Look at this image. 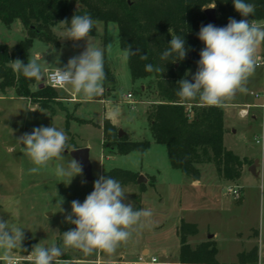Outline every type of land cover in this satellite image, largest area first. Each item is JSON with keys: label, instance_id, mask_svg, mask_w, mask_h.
<instances>
[{"label": "rangeland", "instance_id": "obj_1", "mask_svg": "<svg viewBox=\"0 0 264 264\" xmlns=\"http://www.w3.org/2000/svg\"><path fill=\"white\" fill-rule=\"evenodd\" d=\"M210 6L214 7V4ZM96 22L95 34L90 35L89 42L105 50V57L115 68L118 76L116 82L107 81L104 85L103 94L110 98L108 103L84 102L82 109L75 112L71 104L67 108L64 105L65 101L60 100L54 104L56 108L53 114L15 95L10 97V94H6L0 99V217L24 227V241L27 238L32 239L33 246L38 243L42 246L58 243L64 232L75 227L64 222L65 215L71 212V202L78 200L83 203L86 196L93 191L94 181L103 176L104 171L120 167L145 176L146 179L142 181L145 185L143 191H140L138 181L122 185V187L126 193V203H131L136 209H151L152 216L142 218V226L112 255L99 252L92 256H85L79 250L69 248L65 250L62 259L75 264H98L93 260L100 258L103 261L99 264H110L107 261L117 259L120 255L132 257L146 245L150 255L156 256L159 261L167 260L170 264H182L176 263L179 262L180 245L178 226L182 219H189L186 221L190 222L197 219L201 221L200 232L188 239L193 247L212 231L218 230L217 257L220 264L238 263L240 255L234 253L237 250L242 252L245 247H251V249L255 247L257 249L255 263L264 264V192L261 193L260 190L261 184L264 188V181L262 182L260 177L255 179L252 198L249 199L240 220L239 212L238 215L230 214L224 211V208L216 209L217 211H207L206 208L202 211H180L185 204L196 205L197 201L193 190L188 184H184L186 182L183 180L189 178L181 170L171 166L165 144L154 142L150 132L146 110L157 98L156 89L148 84L150 78L132 81L127 61L123 58L124 50L119 46L117 23L110 21L105 26L103 22ZM258 22L264 23V19H258ZM52 31L57 35L58 43L34 39L29 48V56L45 68L64 67L71 57L78 56L86 49L87 40L63 39V26L59 23L52 27ZM24 36L25 29L18 19L14 20L10 27L0 23V43L13 47ZM199 43L203 48L205 47L202 41L199 40ZM109 45H111L110 48ZM36 53L40 55V58L35 57ZM263 56L264 45L258 49L257 60ZM57 58H59L58 64ZM197 68L198 63L191 64L187 70L188 75L193 76ZM110 71H112L111 68ZM42 82L45 83V81ZM142 85L143 89H140ZM263 85L264 67L258 65L246 85L248 91L240 95L253 98L250 91L262 90ZM55 89L62 95L74 92L71 87ZM128 92L133 93V96L127 97ZM74 113L80 117L91 118L86 121L93 120L94 123L70 120ZM105 113L119 126L118 128H122L128 134V140H150L153 143L152 146L143 153L136 150L119 153L105 147L102 128L95 123H101ZM52 124L67 133L69 149L64 151L62 161L54 160L47 167H42L39 173L30 174L28 170L34 165L24 155L23 145H19L16 140L24 133L30 134L33 128L48 127ZM255 137L256 135L251 134L247 145L258 159L264 162L260 144L254 140ZM76 146L89 148L93 178L89 180L82 173L75 176L68 184L69 178H58L54 174V168L57 163L67 166V163L74 159L70 151ZM201 169L205 172L209 169L216 171L212 163H203ZM154 177L155 179L152 180ZM229 184L228 182L220 184L219 191L222 199L237 204L233 199L234 196L227 194ZM186 194L192 196L191 200L187 199ZM58 198L64 200L60 205L64 209L63 212H60L57 206ZM205 203L208 205V202ZM230 218L231 223L225 224L224 220H230ZM207 221L211 222L210 228ZM235 230L240 231L241 234L235 233ZM162 248H165L166 253L162 252ZM28 254H22L19 250L15 253L17 257H26ZM19 264H28V262L25 259Z\"/></svg>", "mask_w": 264, "mask_h": 264}, {"label": "trees", "instance_id": "obj_2", "mask_svg": "<svg viewBox=\"0 0 264 264\" xmlns=\"http://www.w3.org/2000/svg\"><path fill=\"white\" fill-rule=\"evenodd\" d=\"M247 2L255 4L256 8L253 16L245 18L234 9L233 0H0V23L10 26L18 19L25 29V36L13 47L0 43V91L6 92V89L13 88L17 96L54 114V104L60 101L56 89L46 82L17 74L9 66L10 61L20 59L27 64L29 48L34 39L58 43L52 27L64 20L70 23L74 15L87 13L105 26L114 21L119 26L120 48L125 50L131 45L133 51L138 48L140 54L147 55L146 60H142L140 54L133 55L127 60V64L133 82L150 78L148 84L156 89L157 98L147 108L146 118L154 142L165 144L171 166L181 170L186 177L197 180L201 176L197 165L212 163L223 180L237 181L242 175L244 165L250 160L240 157L224 145L223 107H201L195 103H182L176 96V90L177 82L182 78L192 81V75H186L187 70L200 59L203 47L199 43L198 33L202 26L210 24L204 9L214 4L220 27L227 26L229 18L237 21L264 19V0ZM169 28L172 34L183 36L186 41L185 47L189 51L182 61L166 63L160 60L161 53L168 48L172 38ZM94 34L93 29L90 35ZM148 63H165L164 72H147L145 65ZM104 70L107 74L106 82H114L106 57ZM77 120L87 122L80 118ZM101 127L103 145L119 153L134 150L143 153L150 147V140H128L125 133L119 136V128L109 118L103 119ZM102 175L113 177L121 185H127L137 183L139 173L113 167ZM154 179L155 177L152 178ZM139 188L140 191L145 189L143 182L139 183ZM178 228L180 263H217L214 239L202 241L194 247L188 242V236L198 233L196 222L182 219ZM32 246V239L27 238L22 244V248L27 251L19 252L28 254ZM239 255L241 263L250 261L256 264L255 247Z\"/></svg>", "mask_w": 264, "mask_h": 264}, {"label": "clouds", "instance_id": "obj_3", "mask_svg": "<svg viewBox=\"0 0 264 264\" xmlns=\"http://www.w3.org/2000/svg\"><path fill=\"white\" fill-rule=\"evenodd\" d=\"M234 9L242 17H250L255 13V4L247 0H233ZM214 8V7H213ZM97 22L87 13L74 15L70 23L59 22L63 26V39L73 41L87 40L86 49L78 56L71 57L64 67L45 68L36 59L29 56L27 64L20 59L10 61L9 66L17 74L36 81H50L55 87H71L77 94L86 99H93L103 94L107 74L104 70L105 50L89 42L90 33ZM168 48L160 60L176 62L184 60L189 49L185 47L183 36L172 34ZM198 38L205 47L200 52L198 68L192 81L182 78L178 81L176 96L182 103H195L201 107H225L235 99L237 94L248 91L246 85L254 75L257 64L258 49L264 45V23L255 19L237 21L229 18L225 27L212 24L202 26ZM109 48L111 45L108 46ZM140 54V49L132 50L131 45L123 51L127 61L131 56ZM142 60L146 54H140ZM171 58V59H170ZM56 63H59L57 58ZM165 64V63H164ZM163 64V65H164ZM163 65H145L147 72L163 73ZM188 75V73H186ZM23 145L24 155L34 165L28 171L39 173L42 167L51 162L62 161L64 151L69 149V136L63 129L52 126L36 127L32 132L24 133L17 140ZM260 144L264 156V143ZM75 150V149H73ZM82 166L71 159L67 166L57 163L54 174L58 178H69L71 183L75 176L82 175ZM126 193L121 183L113 177L100 176L93 183V191L81 203L71 202V212L67 213L64 222L75 225L62 234L58 243L49 246L36 244L25 259L28 264H69L62 259L66 249H76L85 256L99 252L112 255L123 243H127L134 232L142 226V218L152 216L151 209H136L125 202ZM64 202L58 198L57 206ZM25 239V228L12 220L0 217V264H19L15 255L22 248Z\"/></svg>", "mask_w": 264, "mask_h": 264}, {"label": "crops", "instance_id": "obj_4", "mask_svg": "<svg viewBox=\"0 0 264 264\" xmlns=\"http://www.w3.org/2000/svg\"><path fill=\"white\" fill-rule=\"evenodd\" d=\"M54 26H56V25H54ZM8 27H10V26H8ZM35 57L40 58V55H38L36 53ZM108 64L112 70L111 73L114 76L113 79L116 82L117 77H118L117 72H116L115 68L110 65V62H108ZM50 68L52 70L54 69L53 67H50ZM107 89H109V88H107ZM141 89H143V85H142ZM263 89H264V85H263ZM14 90L15 89H13V88H8V89H6V92L0 91V99L3 98L6 94H10V97H13L14 95L17 96ZM56 91L58 92V94L60 96L59 100L65 101V103H64L65 107L69 108L72 105V109L75 110V112L82 109L84 102L108 103L110 100L109 96L108 95L104 96V94H102L98 97H95L93 99H86L81 94L80 95L77 94L75 91L70 92L69 95H64V94L62 95V94H60V92L58 90H56ZM256 91H261V89L250 91V94H252V92H256ZM17 97H19V96H17ZM252 97L253 98H247L245 96H241L239 93V94H237V96L235 97L234 100L228 102L227 106L223 107V110H224V135H223L224 145L227 148L234 151L240 157H246L250 160L249 163L244 165L241 177L239 179H237V181H226V180H223L221 177H219V175L217 174L216 171L214 172L211 169L207 170L206 172L203 171L201 169L202 164H198L197 166L201 172L200 178L197 180H193V179L188 177L189 179L185 178V180H183L186 182L184 184H186V185L188 184L189 188L192 189L193 192L195 193L194 195H195L197 203H196V205H193L191 203H187L180 208V211H185V212L186 211H192V210L202 211V210H205V208L207 211H217L216 209L223 210V208H224V211H226L227 213H230V214H237L238 215V212H239L238 219L239 220L242 219V217H243L242 212L244 210H246V207L248 206V201H249V199L252 198L251 195H252V191L255 187L254 186L255 185L254 182L256 181L255 179L260 177L261 181L262 182L264 181V162L260 161L258 159V157L255 155V153L247 145L248 137L251 134L254 136L255 135L257 136L258 135L257 133L259 132V130H261V125H262L263 116H264V109L260 106V104L264 101V98L263 99L262 98H256V97H254V95ZM19 98H22V97H19ZM27 101H29V100H27ZM29 103H30V101H29ZM246 104L250 105L248 108L249 113L246 116H241L239 114V109ZM77 118H80L82 120H90L91 119V118H86V117H80L74 113L73 117L70 120L74 119L75 121H78ZM104 118H109V120L112 122V124L119 127L117 124H115L114 121H112V119L109 116L106 115V113H105V115H103V119ZM103 119H102V122H103ZM102 122L101 123L95 122V123L98 127L102 128L101 127ZM83 123H94V122L92 120L91 122H83ZM102 136H103V133H102ZM126 136L129 137L127 133H126ZM254 140H255V138H254ZM152 144L153 143L151 142L150 147L152 146ZM227 182L230 183L228 186H233V187L237 186L240 188V196L238 198L235 196L233 197V199L236 200L237 204H233V203H230V202L222 199V195H221V192L219 191V188L221 187V185L223 183H227ZM260 187H261L260 188L261 193H263L264 188H263L262 184ZM227 194L231 195L230 192H228ZM191 198H192V196H189V194H188L187 199L191 200ZM186 202H187V200H186ZM205 202H208V205H206ZM212 213H214V212H212ZM186 220H189V219H186ZM208 221H207V225H208V228H210L211 222H208ZM229 221H232L231 218H230V220H224L225 224L231 223ZM194 222L197 223L198 232H200L201 221H197V219H196ZM234 232L237 234H241V232L237 231V230H235ZM191 237H193V236L192 235L188 236L187 240L190 239ZM218 237H219L218 230L217 231L214 230V231H212V233L210 235L201 239L197 244H199L202 241L208 240V239H214L216 242V246H217V238ZM197 244H196V246H197ZM249 250H251V247H245L242 252H247ZM162 252L166 253L165 248H162ZM240 252H241L240 250H237L234 254L238 255ZM140 253H150L149 248L146 245H144L139 251L135 252L132 255V257H129V258H133L137 254H140ZM217 255H218V247H217ZM217 255H216V257H217ZM121 256H124V255H120V256H118V258ZM97 260H99L100 263L103 261L100 258L93 260V261L97 262ZM113 260H116V259H113ZM109 261H111V260H109ZM109 261H107V262H109ZM176 263H180V261L176 262ZM160 264H170V262L167 260H163V261H160ZM182 264H187V263H182ZM217 264H220L218 257H217ZM229 264H231V263H229ZM234 264H252V263H250V261H245L244 263H241L240 261H238V263H234Z\"/></svg>", "mask_w": 264, "mask_h": 264}, {"label": "built area", "instance_id": "obj_5", "mask_svg": "<svg viewBox=\"0 0 264 264\" xmlns=\"http://www.w3.org/2000/svg\"><path fill=\"white\" fill-rule=\"evenodd\" d=\"M257 64L258 65H263L264 66V56L260 57L257 60ZM54 71V69H53ZM47 84H49L50 86L54 87V88H58L55 87L51 84L50 81L44 80ZM104 93V92H103ZM252 94L254 95V97L256 98H264V89L261 91H256V92H252ZM133 93L128 92L127 93V97H132ZM249 104H246L244 106H242L239 109V114L241 116H246L248 115V108H249ZM260 106L264 109V101L260 104ZM261 132L258 133V135L255 137V141L257 142V140L259 139L261 143H264V116H263V121H262V125H261ZM227 191L230 192L233 196L235 197H239L240 196V188L239 187H233V186H228L227 187ZM19 258V262H21L22 260H25V257H18ZM97 263L99 264L100 261L97 260ZM110 264H159L160 261L158 260V258L154 255H150V253H140L137 254L135 257L133 258H127L125 256H121L119 258H117L116 260H111L109 261Z\"/></svg>", "mask_w": 264, "mask_h": 264}, {"label": "water", "instance_id": "obj_6", "mask_svg": "<svg viewBox=\"0 0 264 264\" xmlns=\"http://www.w3.org/2000/svg\"><path fill=\"white\" fill-rule=\"evenodd\" d=\"M204 12L208 18V21L210 24L216 26V27H220L219 23L217 21V17H216V12H215V8H213V6H208L204 9ZM125 132L122 130V128L118 129V135L122 136ZM75 149V150H73ZM70 153L71 155L74 157V159L82 166V173L85 175V177H87V179H92L93 175L91 173V162L89 159V148L86 146L83 147H74ZM146 178L144 175H139L138 176V183L144 181Z\"/></svg>", "mask_w": 264, "mask_h": 264}]
</instances>
